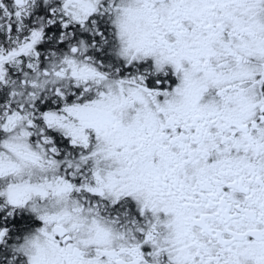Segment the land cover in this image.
<instances>
[{"label": "snow or ice", "instance_id": "obj_1", "mask_svg": "<svg viewBox=\"0 0 264 264\" xmlns=\"http://www.w3.org/2000/svg\"><path fill=\"white\" fill-rule=\"evenodd\" d=\"M0 264H264V0H0Z\"/></svg>", "mask_w": 264, "mask_h": 264}]
</instances>
